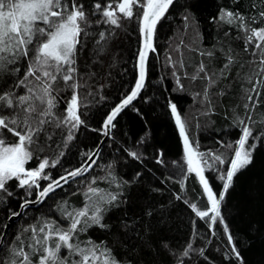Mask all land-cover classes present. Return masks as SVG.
<instances>
[{
	"label": "trees",
	"instance_id": "obj_1",
	"mask_svg": "<svg viewBox=\"0 0 264 264\" xmlns=\"http://www.w3.org/2000/svg\"><path fill=\"white\" fill-rule=\"evenodd\" d=\"M79 2L91 12L94 3L100 2L102 6L111 3L115 8L118 0ZM256 3L259 9V0ZM249 7V0H241L240 4L235 0H174L156 26L153 39L156 51L148 55L145 87L134 103L118 114L115 127L98 151L96 163L86 175L57 188L39 206L23 210L5 235L0 260L7 258L10 245L19 244L18 235L25 246L31 241V231H25L30 226L39 227L50 221L66 225L62 207L69 211L82 208L84 193L91 184L101 193L122 190L121 199L126 198L127 203L110 207L104 220L111 226L110 230L92 227L80 239L105 241L123 264H181L179 258L188 243L194 251L182 258V264H264V89L256 85L261 94L253 108L248 95L256 100L255 93L249 91L259 79L253 75L255 63L250 62L255 58L250 56L251 48L248 52L243 50L244 34L219 18L221 10L236 8L244 12ZM98 18L99 14L90 15L93 23L89 31H104L109 36L104 50L97 54L98 36H90L77 56L84 124L71 141L65 140L68 128H52L50 140L42 136L37 144L30 146L32 159L26 167L37 169L42 159L58 161L55 167L45 171L53 179L85 163L84 154L94 152L104 137L107 116L130 94L137 80L140 20L135 15L132 19L122 18L121 27L115 28L97 25ZM209 52L214 53L211 58ZM229 55L235 57L230 70L224 69ZM201 63L206 65L209 75L215 73L216 85L209 88L210 104L203 97L208 81L191 79ZM221 71L226 78L220 75ZM250 75L253 83H248ZM199 76L203 77L204 73ZM17 92L22 94V90ZM61 95L59 103L63 109L71 93L66 91ZM173 103L188 124L194 147L198 145L199 151L221 154L226 161L231 160L238 147L236 142L242 127L238 120H244L252 129L255 139L248 141L254 145L251 162L236 173L227 192L223 191L221 176H225L228 162L216 165L215 171H205L214 193L223 194L221 218L233 236L241 261L235 258L217 224L211 225L197 217L191 207L195 204L197 210L203 211L210 206L198 177L180 163L184 145L171 113ZM15 139L8 134L9 143ZM129 152L137 153L139 158L134 159ZM48 183L41 180V189ZM118 184L122 187L118 188ZM17 185L18 181L13 179L7 185L12 194L0 193V239L11 214L18 212L25 200L37 197L35 188L29 194ZM149 211L151 215L147 214Z\"/></svg>",
	"mask_w": 264,
	"mask_h": 264
},
{
	"label": "snow or ice",
	"instance_id": "obj_2",
	"mask_svg": "<svg viewBox=\"0 0 264 264\" xmlns=\"http://www.w3.org/2000/svg\"><path fill=\"white\" fill-rule=\"evenodd\" d=\"M174 0H118L115 8L111 3L97 2L92 5L89 12L79 0H0V193L12 194L8 191L9 181H18V187L30 190L39 189L35 201L25 200L21 208L29 203L43 202L45 198L62 187L61 181L67 184L69 179L84 175L91 170L96 163L93 157L98 152L85 153L86 166L67 172L58 179H53L45 172L46 168L55 167L58 161L44 159L35 170L26 169L25 165L32 159L31 145L37 144L42 136L48 140L52 138V128H68L66 142L74 138V133L84 120L80 112L83 102L79 97L77 56L88 37H96L97 54L104 50L109 36L104 31L91 32L92 21L90 15L99 14L95 21L97 25H111L121 27V19H132L135 15L140 20V33L143 37V47L138 53V78L135 86L111 113L104 122V135L109 136L110 130L115 127L114 121L118 114L135 100L145 87L148 70V55L155 52L153 39L157 24L165 17ZM240 4L241 0H235ZM261 5L257 9L256 0H249V9L241 12L239 9L221 10L220 19L228 25H235L238 32H242L244 51L251 48L250 56L255 58L256 68L253 75L258 77L253 87L249 90L255 93L256 100L248 95V101L255 108L259 103L260 91L258 84L264 89V0H259ZM137 9L134 13L133 9ZM117 12L120 14L118 15ZM188 17H185V21ZM256 25V26H253ZM203 55V53H202ZM207 55L211 58L214 53ZM235 57L228 56L224 69L230 70ZM181 66L182 62H180ZM243 67V65H241ZM23 72L21 73V69ZM199 73H204L203 77ZM175 74V73H174ZM221 76L225 73L221 71ZM253 75L248 78V83H253ZM215 73L209 75L206 65L198 66L196 75L191 79H205L208 84L203 91V97L210 104L209 88H214L216 81ZM177 84L183 90V84L177 78ZM22 90L23 94H18ZM70 92V99L66 106L61 109L60 99L62 93ZM201 93H197L200 96ZM248 108V105H245ZM171 113L175 118L179 134L183 139L184 152L187 162V172L195 173L203 192L207 196L210 207L208 210H197L196 205L192 208L195 215L206 219L211 225H215L220 219V201L223 194L214 193L209 184L205 171H215L216 165L229 163L225 176L223 191L227 192L233 181V177L242 168L251 162L250 149L254 145L248 143L253 137L252 129L245 124L244 120H238L241 127V136L236 142L238 147L230 161H226L218 153H201L198 145L194 147L190 140L187 122L182 119L177 105L171 104ZM249 120L251 116L249 115ZM8 134L16 138L14 143H9ZM231 147V145H228ZM134 159H138L135 152H129ZM203 165V166H202ZM48 180L46 187L41 189L39 180ZM96 182L93 178L92 184ZM125 184L128 182L125 181ZM118 188L122 186L117 185ZM85 203L82 208H72L69 211L62 207V218L67 220V225H61L55 221L45 222L41 226H30L31 241L25 246L20 236L16 237L19 244H12L7 249V258L0 260V264H123L121 258L114 249L103 240L97 242L92 238L81 240L82 233L90 228L97 227L110 230L111 226L104 222L110 207H119L121 203H127L124 192H103L89 184L84 193ZM177 199H180L177 196ZM67 203V202H65ZM151 215L149 211L147 213ZM13 212L12 217L18 216ZM11 218V217H10ZM129 225H125L127 228ZM6 227V225H5ZM227 232V226H225ZM228 241L232 244V252L240 259V254L233 244V236L228 235ZM2 243V241H0ZM165 247H167L165 245ZM190 251H194L191 243L186 245L181 254L182 258L188 257ZM203 250L201 249V254Z\"/></svg>",
	"mask_w": 264,
	"mask_h": 264
},
{
	"label": "water",
	"instance_id": "obj_3",
	"mask_svg": "<svg viewBox=\"0 0 264 264\" xmlns=\"http://www.w3.org/2000/svg\"><path fill=\"white\" fill-rule=\"evenodd\" d=\"M142 47H143V37H142V35H141V46H140V50L142 49ZM140 50H139V51H140ZM137 63H138V59H137ZM137 78H138V68H137ZM141 91H142V90H141ZM140 93H141V92H140ZM140 93H139V95H140ZM139 95H138V96H139ZM136 99H137V98H136ZM136 99H135V100H136ZM135 100H133L132 103L129 104L128 106H126L124 109H126L127 107H129L130 105H132V104L134 103ZM119 104H120V103H119ZM124 109H123V110H124ZM123 110H122V111H123ZM122 111H121V112H122ZM110 113H111V112H110ZM110 113H109V114H110ZM110 133H111V130H110ZM107 137H108V136H105V135H104L103 139H102L101 142L99 143L98 147L94 150V152H98V151H99L101 145L103 144V142L105 141V139H106ZM95 158H96V156L93 157L94 160H95ZM82 166H86L85 163H84ZM87 173H88V172L84 173V175H86ZM84 175L76 177L75 180H77V179L83 177ZM72 181H74V180L70 178V179H69V182H72ZM61 184H62V186L65 185V183H63V181H61ZM36 198H37V197H36ZM36 198H35L34 200H31V201H35ZM23 203H24V202H23ZM23 203H22V204H23ZM41 203H42V202L29 203V204H27L25 207H23V208L20 207V208H19V210H18L19 215H18V216H15V217L10 216L11 218L9 217L8 220H7V222H6V227H4L3 234H2V237H1L0 241H2V243H3V240H4V238H5V235H6L7 231H8V229H9L11 223H13L14 221H16V220L21 216V214L23 213V210H24L25 208H34V207L39 206ZM2 243H0V247H1ZM228 243H229V242H228ZM229 246H230V249H231V251H232V244L229 243ZM232 253H233V252H232ZM233 254H234L235 258H236L235 253H233ZM239 261H241V257H240Z\"/></svg>",
	"mask_w": 264,
	"mask_h": 264
},
{
	"label": "rangeland",
	"instance_id": "obj_4",
	"mask_svg": "<svg viewBox=\"0 0 264 264\" xmlns=\"http://www.w3.org/2000/svg\"><path fill=\"white\" fill-rule=\"evenodd\" d=\"M22 94H23V92H21ZM68 132H69V129H68ZM199 151V150H198ZM250 151H251V149H250ZM199 152H201V153H207V151H199ZM43 160L44 159H42V160H40V162L39 163H41V162H43ZM180 163L182 164V165H184L186 168H187V162H186V157H185V152H184V155H183V157L181 158V160H180ZM203 166V165H202ZM25 167H26V165H25ZM27 168V167H26ZM38 168V167H37ZM47 170V168L45 169V171ZM207 171V170H206ZM41 180H44V179H40L39 180V182L41 181ZM46 181V180H45ZM48 185V184H47ZM25 189V188H24ZM36 189V188H35ZM32 190V189H31ZM30 190V191H31ZM25 191L27 192V193H29V190H26L25 189ZM36 191H37V194H38V189H36ZM192 205L193 204H191V207H192ZM210 206V205H209ZM222 221H223V219H222ZM217 226L219 227V229L223 232V234H224V236H225V238H226V240L228 241V235H229V230H228V227H227V232L225 231V226H226V224L224 223V221L221 223V220L220 219H218L217 220ZM61 225H64V226H66L65 224H61ZM24 241V240H23ZM229 242V241H228Z\"/></svg>",
	"mask_w": 264,
	"mask_h": 264
},
{
	"label": "flooded vegetation",
	"instance_id": "obj_5",
	"mask_svg": "<svg viewBox=\"0 0 264 264\" xmlns=\"http://www.w3.org/2000/svg\"><path fill=\"white\" fill-rule=\"evenodd\" d=\"M26 168V167H25ZM26 169H31V168H26ZM32 170H35V169H32Z\"/></svg>",
	"mask_w": 264,
	"mask_h": 264
},
{
	"label": "bare ground",
	"instance_id": "obj_6",
	"mask_svg": "<svg viewBox=\"0 0 264 264\" xmlns=\"http://www.w3.org/2000/svg\"><path fill=\"white\" fill-rule=\"evenodd\" d=\"M102 181V180H101ZM106 185V184H105ZM102 186V185H101ZM45 220V219H44ZM36 224V223H35ZM41 224V223H40ZM31 240V239H30ZM3 245V244H2Z\"/></svg>",
	"mask_w": 264,
	"mask_h": 264
}]
</instances>
